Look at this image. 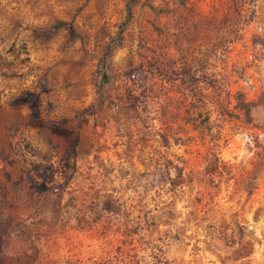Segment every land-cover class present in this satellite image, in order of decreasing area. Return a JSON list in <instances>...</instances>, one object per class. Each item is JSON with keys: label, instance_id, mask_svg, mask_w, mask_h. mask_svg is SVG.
<instances>
[{"label": "rangeland", "instance_id": "374dc122", "mask_svg": "<svg viewBox=\"0 0 264 264\" xmlns=\"http://www.w3.org/2000/svg\"><path fill=\"white\" fill-rule=\"evenodd\" d=\"M0 264H264V0H0Z\"/></svg>", "mask_w": 264, "mask_h": 264}, {"label": "trees", "instance_id": "16d2710c", "mask_svg": "<svg viewBox=\"0 0 264 264\" xmlns=\"http://www.w3.org/2000/svg\"><path fill=\"white\" fill-rule=\"evenodd\" d=\"M126 13H127V17H126V20H127L130 17V9L129 8L126 9ZM111 47L112 46L107 47V49L103 53V55H102V60L103 61H104V59H107V57L109 56ZM101 77H104V72H102ZM239 108L244 113L245 117H248V112H249V109H250V103L244 102V101H240L239 102ZM105 209L107 211H110L111 205L110 204H105Z\"/></svg>", "mask_w": 264, "mask_h": 264}]
</instances>
